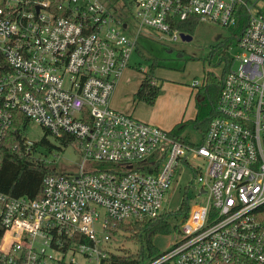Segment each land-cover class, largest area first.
<instances>
[{
  "label": "built area",
  "instance_id": "built-area-1",
  "mask_svg": "<svg viewBox=\"0 0 264 264\" xmlns=\"http://www.w3.org/2000/svg\"><path fill=\"white\" fill-rule=\"evenodd\" d=\"M257 2L0 0V143L23 115L82 150L76 172L43 177L39 198L0 192V264H102L114 251L115 222L166 214L163 198L185 166L199 201L172 245L143 264H221L238 255L236 264H264V13ZM127 13L137 23L133 38L123 31ZM244 14L239 66L232 69L233 56L201 144L112 106L142 28L173 42L178 21L228 27ZM25 144L29 150L33 141Z\"/></svg>",
  "mask_w": 264,
  "mask_h": 264
},
{
  "label": "rangeland",
  "instance_id": "rangeland-1",
  "mask_svg": "<svg viewBox=\"0 0 264 264\" xmlns=\"http://www.w3.org/2000/svg\"><path fill=\"white\" fill-rule=\"evenodd\" d=\"M256 1L258 2L255 8L264 13V1ZM125 20L128 22V27L123 31L129 38H133L137 30L136 20L128 13ZM227 28L214 22L199 21L190 34V40L183 41L179 38L173 42L159 40L154 31L149 28H142L137 38L136 48L130 54L129 67L118 83L112 98V105L125 112H132L134 117L143 120L142 116L150 112V106L143 102L134 103L132 94L137 89L143 73L155 58L157 66L154 69V75L158 83L161 84L155 113L160 117L169 119L177 118L180 113L184 115L183 120L193 118L196 110L195 93L198 89L197 86L202 87L207 71L220 74L222 64L219 66L209 65L207 56L212 45L229 37V29ZM229 52L235 58L232 69H236L239 66V59L237 58L240 57L241 51L235 46L231 47ZM194 79L200 83L196 87L191 86ZM166 83L169 85L165 86ZM145 122L147 121L145 120ZM168 127H163V129L169 130ZM23 134L28 140L37 142L45 136V131L40 125L30 121L23 130ZM182 135L186 142L195 144L199 141L198 132L191 124L187 126ZM46 138L51 144L56 147L60 146L61 149L58 150L54 147L49 149L46 145L38 144L33 152L34 156L41 158L46 165L55 168L57 172H76L78 164L82 161L80 142L74 139L64 146L52 134H48ZM188 161L194 166L200 164L195 160L189 159ZM180 173V170L175 172L172 183L163 198L162 210L167 213L168 218L172 216L170 212L176 211L180 206L182 196L186 197L189 207L199 201L195 190L187 187L192 178L191 167H182V174L179 176ZM179 221L180 218L176 222ZM175 235V231H171L167 235H157L154 242L162 251L172 245L176 238ZM122 247L135 252L138 246L129 242L124 236H119L117 240L111 243V248L115 251H120Z\"/></svg>",
  "mask_w": 264,
  "mask_h": 264
},
{
  "label": "trees",
  "instance_id": "trees-1",
  "mask_svg": "<svg viewBox=\"0 0 264 264\" xmlns=\"http://www.w3.org/2000/svg\"><path fill=\"white\" fill-rule=\"evenodd\" d=\"M52 3H59L62 0H50ZM199 22L197 17L189 18L186 21H178L176 27L182 32L192 34L195 26ZM247 23V14H244L237 23L228 26L229 37L212 45L208 56L207 63L212 66L222 64L220 74L217 75L212 71H207L204 84L197 86L195 93V115L191 119L181 120L169 129V134L179 140L186 141L182 133L188 125H192L198 132L199 141L195 144H201L206 133L208 123L215 113L216 103L223 86L225 73L232 62V56L229 49L235 47L243 33ZM157 61L154 58L149 67L143 73L137 89L132 94L134 103L143 102L147 105H153L159 95L161 84L158 83L154 69ZM28 124L27 118L19 115L14 121L12 128L0 143V192L11 196H26L30 199H37L41 196V184L45 175L58 173L55 168L45 164V162L35 157L33 152L36 145L42 144L50 148L61 149L60 146L51 144L46 136L49 132L44 129L45 136L33 145L29 150L26 148L23 130ZM65 146L71 142V138L64 136L59 139ZM189 212L187 199L182 196L180 206L176 211L170 212L172 215L168 218L167 213L150 220L119 221L115 222L114 228L110 232L117 240L119 236H124L129 242L137 244V250L132 252L130 249L122 247L120 251H112L107 257L102 259V264H143L149 259L159 255L161 250L154 242L157 235H167L171 231L178 230V223L185 219ZM180 221L177 223V219ZM1 233V228H0ZM234 261L221 264H236ZM163 264H170L165 262Z\"/></svg>",
  "mask_w": 264,
  "mask_h": 264
},
{
  "label": "crops",
  "instance_id": "crops-1",
  "mask_svg": "<svg viewBox=\"0 0 264 264\" xmlns=\"http://www.w3.org/2000/svg\"><path fill=\"white\" fill-rule=\"evenodd\" d=\"M125 71L123 72L122 76L125 74ZM122 76H121V78H122ZM121 78L119 79L118 83L120 82ZM118 83H117L116 88H115V90L113 92L112 98H113V96H114V94H115V92L117 90ZM167 85H169V84L166 83L165 86H167ZM159 97L160 96L158 95V97L156 98V101H155V103L153 105H151V106L149 105L150 106V112H148L146 114H143L142 118H143L144 121L146 120L147 122H151L153 124L159 125L162 128L163 127L166 128V127L169 126L167 129H170L175 123H178L179 121H181V119L183 120L184 119V117H183L184 115L183 114L181 115V113H180V115L177 118H174V119L163 118V117H160L159 115H157V113H155V110L157 109L156 107H157V103H158ZM112 98H111V104H112ZM114 108H116V107H114ZM117 109H119V108H117ZM119 110H122V109H119Z\"/></svg>",
  "mask_w": 264,
  "mask_h": 264
},
{
  "label": "water",
  "instance_id": "water-1",
  "mask_svg": "<svg viewBox=\"0 0 264 264\" xmlns=\"http://www.w3.org/2000/svg\"><path fill=\"white\" fill-rule=\"evenodd\" d=\"M124 26V25H123ZM180 38L183 40V41H188L191 39V35L188 34V33H185V32H181L180 33Z\"/></svg>",
  "mask_w": 264,
  "mask_h": 264
}]
</instances>
